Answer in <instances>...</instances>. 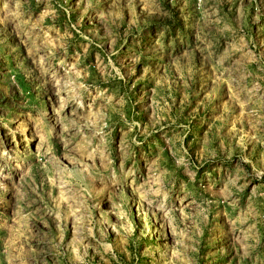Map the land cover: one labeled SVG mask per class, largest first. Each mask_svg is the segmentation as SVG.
Segmentation results:
<instances>
[{
  "label": "rangeland",
  "instance_id": "rangeland-1",
  "mask_svg": "<svg viewBox=\"0 0 264 264\" xmlns=\"http://www.w3.org/2000/svg\"><path fill=\"white\" fill-rule=\"evenodd\" d=\"M0 264H264V0H0Z\"/></svg>",
  "mask_w": 264,
  "mask_h": 264
}]
</instances>
